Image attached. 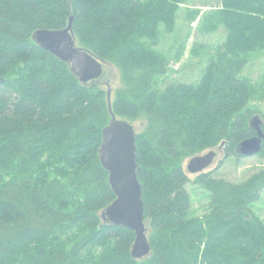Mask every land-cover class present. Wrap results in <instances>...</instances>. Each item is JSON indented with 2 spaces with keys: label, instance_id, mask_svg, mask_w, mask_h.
<instances>
[{
  "label": "trees",
  "instance_id": "1",
  "mask_svg": "<svg viewBox=\"0 0 264 264\" xmlns=\"http://www.w3.org/2000/svg\"><path fill=\"white\" fill-rule=\"evenodd\" d=\"M188 1L0 0V264H264V221L249 212L264 166L242 181L199 173L211 200L192 215L182 164L222 143L239 156L256 134L250 102L264 97V78L257 85L244 71L264 50V0H221L201 31L223 29V41L175 71L201 67L197 79L167 82L184 53L175 29ZM70 16L78 45L121 70L114 112L145 120L137 162L152 251L143 259L132 256L135 232L102 217L116 198L99 157L107 90L32 37Z\"/></svg>",
  "mask_w": 264,
  "mask_h": 264
},
{
  "label": "water",
  "instance_id": "2",
  "mask_svg": "<svg viewBox=\"0 0 264 264\" xmlns=\"http://www.w3.org/2000/svg\"><path fill=\"white\" fill-rule=\"evenodd\" d=\"M73 21L74 17L70 16L64 28H39L32 37L37 45L67 61L81 82H96L104 74V64L109 62L78 45ZM107 93L111 119L102 132L99 157L103 167L109 172V181L116 198L103 210L102 217L106 222L125 226L135 232L132 256L143 259L151 254L152 247L145 224L144 191L138 177V131L132 122L117 116L113 110L111 89ZM258 119V116L252 119L256 134L238 145L237 151L242 156H254L261 150L264 130L259 128ZM223 145L224 143L220 146ZM215 157L214 149L195 155L188 162V170L193 174L202 173L213 163Z\"/></svg>",
  "mask_w": 264,
  "mask_h": 264
},
{
  "label": "rangeland",
  "instance_id": "3",
  "mask_svg": "<svg viewBox=\"0 0 264 264\" xmlns=\"http://www.w3.org/2000/svg\"><path fill=\"white\" fill-rule=\"evenodd\" d=\"M219 8H221V0H189L187 3L181 5L175 32L186 38L183 47L184 53L180 61H173L172 72L166 78L167 82L183 78L193 81L199 77L198 75H200L201 67L195 66L193 69H189L187 72L183 73L175 71L181 68L182 64L189 63L192 60L197 61L199 55L202 54V46L206 47L208 52L211 53L213 47L223 41L225 37V31L223 29L219 31L210 29L203 33L201 31V23L205 15L210 14L212 16L214 11ZM196 11H199V13L196 18H194L193 16L196 14ZM169 37L170 40L165 42V47H167L165 50L171 46L175 34L173 33V35ZM180 49V47L174 49L173 57ZM201 66L203 69L205 63ZM244 73L248 75L255 84L260 85L261 80L264 78V50L252 53ZM97 82L102 88L107 90V92L111 89L113 100L116 98L118 91L124 86L121 70L110 63L104 64V74ZM250 107L252 108V117L258 116L259 128L261 127L264 130L263 95L258 93L250 102ZM130 121H132V124L138 132L143 129L145 124L143 117ZM224 147L225 146L214 147V150H216V157L213 163L206 168L204 172L214 171L215 176L232 181H242L264 166V159L257 155L241 156L240 153L237 152L240 157L235 153L228 156ZM209 150L210 149L205 150L203 153ZM190 158L191 157L184 159L182 164L190 178L188 190L192 199L191 214L202 215L204 211L208 209L211 200L210 191L196 181L198 174H193L188 170L187 166ZM249 212L255 214L264 221V192L261 198L251 205V210Z\"/></svg>",
  "mask_w": 264,
  "mask_h": 264
},
{
  "label": "bare ground",
  "instance_id": "4",
  "mask_svg": "<svg viewBox=\"0 0 264 264\" xmlns=\"http://www.w3.org/2000/svg\"><path fill=\"white\" fill-rule=\"evenodd\" d=\"M36 31V30H35Z\"/></svg>",
  "mask_w": 264,
  "mask_h": 264
}]
</instances>
